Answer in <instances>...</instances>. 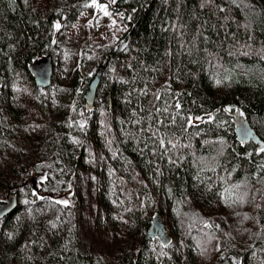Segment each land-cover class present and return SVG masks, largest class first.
Instances as JSON below:
<instances>
[{
	"label": "trees",
	"instance_id": "obj_1",
	"mask_svg": "<svg viewBox=\"0 0 264 264\" xmlns=\"http://www.w3.org/2000/svg\"><path fill=\"white\" fill-rule=\"evenodd\" d=\"M95 1L0 0V201H19L0 264H264V151L233 126L264 140V0H114L125 30L97 52L93 97L84 46L57 95L37 88L56 25ZM42 165L58 194L80 186L70 223L40 195ZM156 212L167 248L147 238Z\"/></svg>",
	"mask_w": 264,
	"mask_h": 264
},
{
	"label": "rangeland",
	"instance_id": "obj_2",
	"mask_svg": "<svg viewBox=\"0 0 264 264\" xmlns=\"http://www.w3.org/2000/svg\"><path fill=\"white\" fill-rule=\"evenodd\" d=\"M113 1L114 0H104L100 3L99 0H96L93 3L94 12L80 15L78 20L70 26L61 28L60 26L58 28L56 27L57 33H59L55 38L56 47H52L51 53L48 55L52 57L53 63L57 60L54 63L55 65L57 62V65L54 66V80L48 94L53 93L57 95L59 93V83L65 81L68 76L70 56L74 53L80 55L81 52L78 51V49L82 51L84 47H86L87 51L82 61L83 65L77 63V66L82 67V72L84 74L91 76V82L98 77L99 70H102L104 65L103 63L97 62V52H100L101 49L105 48L107 45L113 44L125 30L122 17L120 15H115L111 10ZM88 93H90V86L86 91V96ZM87 104L90 105V101H88ZM83 111L84 110L81 112L83 113ZM80 122H82V120ZM53 179L54 177L51 170L46 165H42V170L38 173L36 181H39L38 183L41 184L45 181L48 183L44 189L45 192L40 193V195L50 202H55L52 212L61 215L70 223L72 220L70 207H68L66 203L62 205L56 202H66V196L72 193H74V196H78L81 192L80 186H73L69 193L58 194V188L61 187L62 181H54ZM35 185L36 184L30 186V189ZM51 198H54L55 201H51ZM218 244L219 247L223 246V242L221 241L220 243L218 242ZM223 257H225L224 253L221 254L222 259ZM232 264H238V261L235 260Z\"/></svg>",
	"mask_w": 264,
	"mask_h": 264
},
{
	"label": "water",
	"instance_id": "obj_3",
	"mask_svg": "<svg viewBox=\"0 0 264 264\" xmlns=\"http://www.w3.org/2000/svg\"><path fill=\"white\" fill-rule=\"evenodd\" d=\"M28 70L37 88L46 90L51 87L54 74V63L51 56H45L33 62L28 67ZM100 75L101 70L98 73V77L91 83L89 97H93ZM1 84L2 79L0 77V86ZM233 126L234 134L239 144L245 145L248 142H252L257 146L258 150L264 149V140L260 138L255 129L250 125L248 119L241 116L240 113L233 115ZM18 203V197L8 192L4 199L0 201V221L12 213L17 208ZM147 238L157 240L162 248L169 247L173 242L171 235L166 230L163 218L158 212L154 213L151 218ZM220 248H223V246ZM216 264H232V262L229 257H224L223 259H219Z\"/></svg>",
	"mask_w": 264,
	"mask_h": 264
},
{
	"label": "snow or ice",
	"instance_id": "obj_4",
	"mask_svg": "<svg viewBox=\"0 0 264 264\" xmlns=\"http://www.w3.org/2000/svg\"><path fill=\"white\" fill-rule=\"evenodd\" d=\"M56 27L58 28L59 25H56ZM176 107L179 108V104H177ZM189 123H191V118H189ZM161 143L163 144V141H161ZM261 151H264V149H262ZM58 203H66V202H60V201H58Z\"/></svg>",
	"mask_w": 264,
	"mask_h": 264
}]
</instances>
